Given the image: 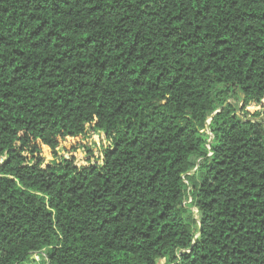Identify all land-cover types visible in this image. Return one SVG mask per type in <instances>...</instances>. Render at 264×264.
<instances>
[{
  "label": "trees",
  "instance_id": "1",
  "mask_svg": "<svg viewBox=\"0 0 264 264\" xmlns=\"http://www.w3.org/2000/svg\"><path fill=\"white\" fill-rule=\"evenodd\" d=\"M262 116L264 0H0V264H264Z\"/></svg>",
  "mask_w": 264,
  "mask_h": 264
},
{
  "label": "rangeland",
  "instance_id": "2",
  "mask_svg": "<svg viewBox=\"0 0 264 264\" xmlns=\"http://www.w3.org/2000/svg\"><path fill=\"white\" fill-rule=\"evenodd\" d=\"M262 118H264V116H262ZM211 139L212 138H210V140ZM102 141H105L106 145L109 144V142L107 140H104V137L99 132L92 131V134H91V137L89 138L87 147L93 149L97 144H99ZM57 150H58V156L55 157V158H53V156H51L50 153H46V152L43 153L46 163L53 162V161H61L62 160V157L65 155L64 154V146L63 145L59 146ZM85 153H87V149H86ZM2 162H3V158L0 157V164ZM33 259L36 260V261H40L41 257H40V255L35 254L33 256ZM30 264H33V263H30ZM156 264H167V262L165 260H158Z\"/></svg>",
  "mask_w": 264,
  "mask_h": 264
},
{
  "label": "water",
  "instance_id": "3",
  "mask_svg": "<svg viewBox=\"0 0 264 264\" xmlns=\"http://www.w3.org/2000/svg\"><path fill=\"white\" fill-rule=\"evenodd\" d=\"M208 123H209V121H208Z\"/></svg>",
  "mask_w": 264,
  "mask_h": 264
}]
</instances>
